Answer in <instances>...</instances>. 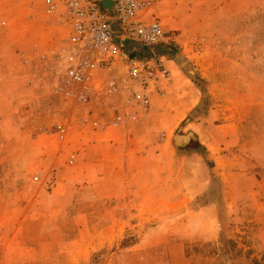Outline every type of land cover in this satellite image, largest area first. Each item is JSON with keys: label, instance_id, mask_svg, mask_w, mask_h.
Listing matches in <instances>:
<instances>
[{"label": "rangeland", "instance_id": "374dc122", "mask_svg": "<svg viewBox=\"0 0 264 264\" xmlns=\"http://www.w3.org/2000/svg\"><path fill=\"white\" fill-rule=\"evenodd\" d=\"M172 1L180 2L183 26L170 33L175 41L165 48L176 53L180 95L185 82L197 98L163 130L173 153L159 150L168 163L158 177L145 180L148 209L112 210L116 202L100 193V186L62 185L72 191L70 211L37 209L22 226L16 217L0 226V264H264V211L255 209L251 196L231 194L228 184L234 173L256 174L264 189V0ZM54 4L51 14L47 0H0V202L11 205L20 203L9 195L15 188L24 193L23 205L37 204L26 195L50 193L55 172L77 169V163L55 160L49 151L76 141L88 114L100 112L108 119L117 114L125 96L111 93L119 73L113 85L98 73L89 92L68 83L63 50L69 30L59 16L60 3ZM127 50L150 56L137 45ZM152 117L153 124H164ZM95 122L98 118L89 123ZM211 122L233 126L235 145L208 155L202 144L212 133ZM59 129L65 132L63 142ZM188 133L201 136V146L192 141L176 147L174 136ZM130 179L142 188L144 180ZM121 197L127 200L126 194ZM83 208L98 226L88 235L90 248L67 252L53 243L50 231L58 229L64 240L72 237L70 214Z\"/></svg>", "mask_w": 264, "mask_h": 264}, {"label": "crops", "instance_id": "0c3cea01", "mask_svg": "<svg viewBox=\"0 0 264 264\" xmlns=\"http://www.w3.org/2000/svg\"><path fill=\"white\" fill-rule=\"evenodd\" d=\"M180 16L181 9L179 1L174 2L171 0L169 2L160 0L146 11L143 20L150 21L152 17H156L162 24L165 32L173 33V30L183 26V21ZM173 41H175L174 38ZM169 46H172L171 42L163 45V47ZM156 59L160 61L161 66L168 72L171 80L169 85L165 88L164 99L160 100L159 98L153 97L151 105L149 109H147L148 112L139 107H134L131 110L121 107V110H117V114L113 113V116L111 115L109 119L100 112H98L100 114L96 113L94 116L88 114L89 119H86L83 123L85 125L82 130L81 127L83 125L80 127L78 133L80 131L81 133L76 141L68 145H63L65 148H60L59 151H49V149H47L50 152L49 155H54L55 160L66 158V162L77 163V169L74 171L62 169L55 172V178L51 186L52 191L50 193H40L37 196L36 194L35 196H33V194L26 195L27 201L30 199H38L37 204L34 202H27V204L23 205L24 193L15 188L14 193H9V195H13L15 200H20V203L11 205L6 202H0V226L10 223L13 217H16L18 224L22 226L24 221L33 220V213L37 209H40L41 212H51L62 209L70 211L73 201L72 191L71 189H66V187L62 189V185L72 186L73 184L78 185L83 183H89L93 186L98 185L102 189L100 193L103 192L104 196H111L114 198L116 205L111 208L112 210L120 208V205L134 210L148 209L146 198L151 192L149 190L150 184L149 182L147 183V181L145 184V180H148L151 176L158 177V171L160 170V172H163L162 169L164 170V166L168 163V161L163 160L164 155L161 154L163 149L170 154L168 155L170 157L173 153L171 151V146L166 148L167 143L166 138L163 137L165 136L163 130L171 128L178 122L174 118L175 115L181 118L191 110L197 98L194 86L192 87L191 84L189 85L185 82L183 87L186 89L185 95H180L181 91L179 88L181 87L180 85L182 84L183 78L173 59L163 56H157ZM100 73L101 76H106V78L108 76V78H110L109 72ZM99 74H97V76H99ZM114 74L117 80V72ZM98 81L97 77L96 83H98ZM121 94H123V92H121ZM164 100L165 102H163ZM121 105L122 104H119L117 109H119ZM166 110H174V112H168ZM128 112L136 115V119L123 118V114H127ZM151 115H153V121L154 119H163L164 124L161 125L164 127L158 124L155 125L152 121L150 122L149 118ZM108 116L109 115H107V117ZM116 116H122L120 121L117 122V125H110L113 123V119ZM211 116L212 118L214 117L213 115ZM93 117L98 118V122H95L97 125L89 123L91 119H94ZM102 124L104 125L101 126ZM208 128L211 129L210 131L212 133L209 139H207V143L201 142L203 141L201 136H196L194 133H191L194 139L190 140L185 147L190 145L192 141H195L199 146L203 143L202 145H205L207 154L213 155L218 149L223 150L229 146L235 145L234 127L230 124L222 123V125L218 126L211 122L208 123ZM37 144L43 147H50L51 145L50 142L40 141H37ZM156 150L161 151L156 153ZM181 154L183 153H180V155ZM185 156L187 157V154ZM213 166L215 168L216 162ZM1 175L2 174H0V180L2 179ZM130 177L144 180L142 188L131 185ZM12 178L19 179L16 175ZM127 180H129V182H127ZM247 182H253L254 184L256 182L257 188L253 191L254 184H251L249 190L246 186L247 188L245 189L247 191H241ZM261 183L262 181L257 179L256 174L248 173H234L232 177L228 179L230 193H236L240 196H251L257 211H264V189ZM26 187L27 189H32L30 184H26ZM0 192H2L1 187ZM3 193H5L4 190ZM123 194H126L127 200L121 197ZM91 214L88 208H83L82 211L78 210V212H72V214H70V221L76 233H74L72 237L64 240L60 237L58 229H53L50 231V234L54 236V238H52L53 243H56L67 252L76 250L81 251L82 249L84 251L90 248L91 241L88 235L92 234V227L98 226L96 221H91ZM99 222L103 224L104 220L101 219ZM48 225L57 227L56 224H51L50 222ZM104 225L109 226V224H103L102 226ZM110 226H114V224Z\"/></svg>", "mask_w": 264, "mask_h": 264}, {"label": "built area", "instance_id": "2783aa9c", "mask_svg": "<svg viewBox=\"0 0 264 264\" xmlns=\"http://www.w3.org/2000/svg\"><path fill=\"white\" fill-rule=\"evenodd\" d=\"M47 1L52 5L49 12L55 13L54 0ZM110 1L108 10L103 8L102 0H58L62 8L59 16L69 30L63 50L64 75L70 85L89 92L95 87L98 73L109 72L113 85L117 72L120 82L113 85L111 93L125 94L122 108L146 111L153 97L164 96L169 74L156 59L159 55L150 52L149 57L139 58L121 42L129 40L133 46L153 49L172 42V34L164 31L156 17L143 20L146 11L160 0ZM129 112L123 118L136 119ZM121 117L116 116L111 125H117ZM64 133L62 129L56 133L61 142L66 140Z\"/></svg>", "mask_w": 264, "mask_h": 264}, {"label": "water", "instance_id": "95a60500", "mask_svg": "<svg viewBox=\"0 0 264 264\" xmlns=\"http://www.w3.org/2000/svg\"><path fill=\"white\" fill-rule=\"evenodd\" d=\"M102 6H103V8L109 10L112 6V3L110 0H102ZM121 45L126 49H129L130 47L133 46L129 40H125V41L121 42ZM137 48L139 51H141L144 54H148L151 52V53L159 55V56L168 57V58L176 60V53L174 51L168 49V48H165V47L159 46V47H156L153 49H148L145 46H137ZM193 139H194V136L191 133H188L187 135H184V136L183 135L180 136V135L176 134L174 136V144L176 147H183L190 140H193Z\"/></svg>", "mask_w": 264, "mask_h": 264}]
</instances>
